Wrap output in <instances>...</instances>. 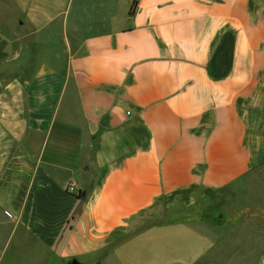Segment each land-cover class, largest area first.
<instances>
[{
	"label": "crops",
	"instance_id": "obj_1",
	"mask_svg": "<svg viewBox=\"0 0 264 264\" xmlns=\"http://www.w3.org/2000/svg\"><path fill=\"white\" fill-rule=\"evenodd\" d=\"M132 1L0 0V264H264V0Z\"/></svg>",
	"mask_w": 264,
	"mask_h": 264
},
{
	"label": "rangeland",
	"instance_id": "obj_2",
	"mask_svg": "<svg viewBox=\"0 0 264 264\" xmlns=\"http://www.w3.org/2000/svg\"><path fill=\"white\" fill-rule=\"evenodd\" d=\"M91 171L92 170H90L89 173ZM236 200L234 199V196L228 191L223 190L214 194L208 200L198 203L192 207L190 206L174 209L165 208L164 206L160 205L137 218L135 230L152 223L181 220L189 223L204 233H209V231H212V233L228 235L233 228L232 224L243 218H250V216L247 215L248 212H243L242 209L241 211L238 209L240 206H246V203L240 202L239 206V202ZM225 219L234 221L229 222ZM237 235L242 238L244 234L237 233L236 236ZM237 237H235V240ZM235 240L234 242L229 243V246L234 247L240 243L239 240ZM230 257L232 258V256ZM230 257L228 260H231ZM232 261L234 264H240L239 258H233ZM216 264H224L223 254H221L220 263Z\"/></svg>",
	"mask_w": 264,
	"mask_h": 264
},
{
	"label": "trees",
	"instance_id": "obj_3",
	"mask_svg": "<svg viewBox=\"0 0 264 264\" xmlns=\"http://www.w3.org/2000/svg\"><path fill=\"white\" fill-rule=\"evenodd\" d=\"M135 7H136V0H133L132 3H131L130 9H129V14L130 15L133 14ZM76 197L78 199H80V197H81V191L78 192V194L76 195ZM72 218H74V215H72Z\"/></svg>",
	"mask_w": 264,
	"mask_h": 264
},
{
	"label": "built area",
	"instance_id": "obj_4",
	"mask_svg": "<svg viewBox=\"0 0 264 264\" xmlns=\"http://www.w3.org/2000/svg\"><path fill=\"white\" fill-rule=\"evenodd\" d=\"M76 187V184L73 183V182H69L66 186V189L67 190H71V189H74Z\"/></svg>",
	"mask_w": 264,
	"mask_h": 264
},
{
	"label": "water",
	"instance_id": "obj_5",
	"mask_svg": "<svg viewBox=\"0 0 264 264\" xmlns=\"http://www.w3.org/2000/svg\"><path fill=\"white\" fill-rule=\"evenodd\" d=\"M83 197H84V192L81 193V198ZM71 264H81V263L77 262L76 260H72Z\"/></svg>",
	"mask_w": 264,
	"mask_h": 264
}]
</instances>
